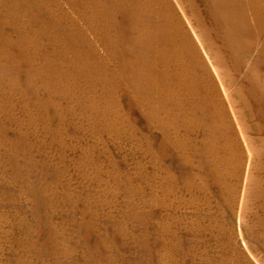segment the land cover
I'll return each mask as SVG.
<instances>
[{
  "label": "rangeland",
  "instance_id": "1",
  "mask_svg": "<svg viewBox=\"0 0 264 264\" xmlns=\"http://www.w3.org/2000/svg\"><path fill=\"white\" fill-rule=\"evenodd\" d=\"M213 1L0 0V264H264V83Z\"/></svg>",
  "mask_w": 264,
  "mask_h": 264
},
{
  "label": "bare ground",
  "instance_id": "2",
  "mask_svg": "<svg viewBox=\"0 0 264 264\" xmlns=\"http://www.w3.org/2000/svg\"><path fill=\"white\" fill-rule=\"evenodd\" d=\"M210 6L217 9L231 26L243 29L245 52H257L251 66L256 78L264 83V41L260 31L264 25V0H214Z\"/></svg>",
  "mask_w": 264,
  "mask_h": 264
}]
</instances>
